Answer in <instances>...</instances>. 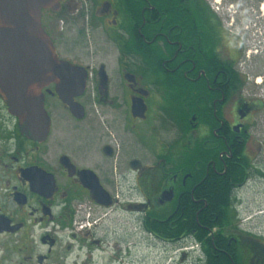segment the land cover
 <instances>
[{
    "label": "flooded vegetation",
    "instance_id": "obj_1",
    "mask_svg": "<svg viewBox=\"0 0 264 264\" xmlns=\"http://www.w3.org/2000/svg\"><path fill=\"white\" fill-rule=\"evenodd\" d=\"M41 25L59 58L86 70L83 111L50 83L48 127L29 132L0 95V264H143L132 230L135 246L193 241L203 262L181 220L226 189L218 211L230 212L238 264H264V233L241 227L238 203L264 189V0H63ZM97 113L109 118L101 143L69 138L96 131Z\"/></svg>",
    "mask_w": 264,
    "mask_h": 264
},
{
    "label": "water",
    "instance_id": "obj_2",
    "mask_svg": "<svg viewBox=\"0 0 264 264\" xmlns=\"http://www.w3.org/2000/svg\"><path fill=\"white\" fill-rule=\"evenodd\" d=\"M63 0H0V95L7 100L9 111L26 122L27 131L35 129V121L43 133L49 119L43 105L41 88L53 83L56 93L69 105L78 117L83 106L74 101L87 84L83 67L60 59L54 44L41 25L44 9L56 12ZM12 55L15 60L3 61ZM22 62L26 65L22 66ZM27 70L30 80L21 81L19 73ZM107 88V80L100 83V90ZM134 115H142L145 108L141 102L133 105ZM32 126V128L30 127ZM33 132V131H32ZM94 189V195H97Z\"/></svg>",
    "mask_w": 264,
    "mask_h": 264
},
{
    "label": "rangeland",
    "instance_id": "obj_3",
    "mask_svg": "<svg viewBox=\"0 0 264 264\" xmlns=\"http://www.w3.org/2000/svg\"><path fill=\"white\" fill-rule=\"evenodd\" d=\"M45 15H49L47 13H44ZM62 13H59L56 16H60ZM71 42L77 41V34L73 33L69 35ZM91 41H95L97 43H100L103 41L102 34L95 35L91 38ZM100 41V42H99ZM88 110H91L92 112L97 111H108V108H102L99 107V105H93L90 104ZM96 122L97 124V130L94 132L86 131L87 134L83 136L82 130H79L78 132H74L71 129H69V138L71 139L75 135L78 134V139L85 140V143L88 144L86 147H92L94 140H98V144L100 142V134L102 133H108L110 129H108V115L107 116H101L99 113L96 114ZM104 122H106V126H103ZM84 132V131H83ZM80 134V135H79ZM83 136V138H82ZM106 136V134H105ZM107 137V136H106ZM94 139V140H93ZM108 138H104L101 141L105 143L108 141ZM84 143H82V146H85ZM259 187H256L255 185L251 186L250 188H247L245 192L240 194V198L238 200L240 206L239 210L240 213V219L242 228L251 231L252 233H257L259 231H262L264 233V189H258ZM259 190V191H258ZM261 205L260 212L256 210L257 206ZM133 232V239L131 248L133 258L135 260H140L143 262V264H202V260L199 256V245L196 244L193 241H190L191 243L189 246L181 245V246H174V245H156L152 244L151 242H140L137 246H135V240L138 242L140 238H137L138 231L132 230ZM137 238V239H136Z\"/></svg>",
    "mask_w": 264,
    "mask_h": 264
},
{
    "label": "trees",
    "instance_id": "obj_4",
    "mask_svg": "<svg viewBox=\"0 0 264 264\" xmlns=\"http://www.w3.org/2000/svg\"><path fill=\"white\" fill-rule=\"evenodd\" d=\"M212 196L208 198L210 212L196 213L198 210L185 212V218L181 220L180 235L193 233L198 242L202 244L204 261L202 264H238L233 251V244H228L230 234L222 227L223 220L230 212L218 211L220 204L225 205L228 201V190L224 195ZM169 229H164L167 233Z\"/></svg>",
    "mask_w": 264,
    "mask_h": 264
}]
</instances>
